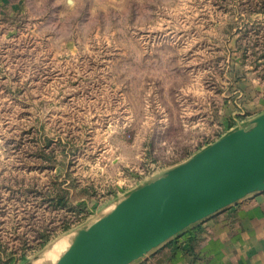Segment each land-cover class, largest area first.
<instances>
[{
    "label": "rangeland",
    "instance_id": "1",
    "mask_svg": "<svg viewBox=\"0 0 264 264\" xmlns=\"http://www.w3.org/2000/svg\"><path fill=\"white\" fill-rule=\"evenodd\" d=\"M262 113L264 0L0 4L2 261L33 264L67 241L41 262L54 264L120 193ZM65 176L72 203L94 200L52 209Z\"/></svg>",
    "mask_w": 264,
    "mask_h": 264
},
{
    "label": "water",
    "instance_id": "2",
    "mask_svg": "<svg viewBox=\"0 0 264 264\" xmlns=\"http://www.w3.org/2000/svg\"><path fill=\"white\" fill-rule=\"evenodd\" d=\"M264 192V113L77 228L54 264H132L189 226Z\"/></svg>",
    "mask_w": 264,
    "mask_h": 264
},
{
    "label": "crops",
    "instance_id": "3",
    "mask_svg": "<svg viewBox=\"0 0 264 264\" xmlns=\"http://www.w3.org/2000/svg\"><path fill=\"white\" fill-rule=\"evenodd\" d=\"M133 189L120 193L121 199ZM74 193L70 190L71 200ZM91 199L81 196L73 204ZM132 264H264V192L249 194L189 226Z\"/></svg>",
    "mask_w": 264,
    "mask_h": 264
},
{
    "label": "trees",
    "instance_id": "4",
    "mask_svg": "<svg viewBox=\"0 0 264 264\" xmlns=\"http://www.w3.org/2000/svg\"><path fill=\"white\" fill-rule=\"evenodd\" d=\"M44 158L46 164L50 165L51 167L55 166L52 158H46L45 156ZM67 180V176H65V180L61 183L52 179V182L50 184V192L46 195L47 202L52 209H66L68 211H73L74 208L71 203L70 192L68 190L69 184H67ZM39 239L41 243L40 246H43L44 243L48 240L47 230H43V232L39 236ZM2 259L3 254L0 252V264H8L11 261L10 256H7V260L5 262H3Z\"/></svg>",
    "mask_w": 264,
    "mask_h": 264
},
{
    "label": "bare ground",
    "instance_id": "5",
    "mask_svg": "<svg viewBox=\"0 0 264 264\" xmlns=\"http://www.w3.org/2000/svg\"><path fill=\"white\" fill-rule=\"evenodd\" d=\"M69 240H70V239H69ZM66 244H67V241L62 242V243H60V244H57L54 248H52L51 250H49L48 253H47L45 256H43L42 258H40V260L36 261V262L33 263V264H41V262H43V261H50V260L52 259V256H53L54 254H56L57 251H58L61 247L65 246ZM68 247H69V246H68ZM68 247H67V248H68Z\"/></svg>",
    "mask_w": 264,
    "mask_h": 264
},
{
    "label": "built area",
    "instance_id": "6",
    "mask_svg": "<svg viewBox=\"0 0 264 264\" xmlns=\"http://www.w3.org/2000/svg\"><path fill=\"white\" fill-rule=\"evenodd\" d=\"M68 184V183H67ZM69 192H70V189L68 188ZM71 203H72V200H71ZM73 206H75L73 203H72ZM80 209V208H79ZM62 210V209H61ZM64 210V209H63ZM77 215H79L80 217H83L85 215V212H78ZM64 229H62L61 231L63 232L64 230H70V229H73L74 228V225H72V223H69V224H64L62 225ZM67 227V228H66ZM80 227V226H79ZM47 232L50 234V232L47 230Z\"/></svg>",
    "mask_w": 264,
    "mask_h": 264
}]
</instances>
